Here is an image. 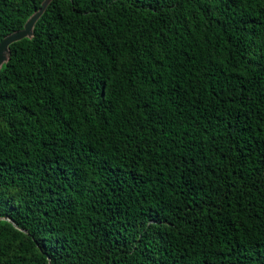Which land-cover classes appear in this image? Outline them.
<instances>
[{"label": "trees", "instance_id": "1", "mask_svg": "<svg viewBox=\"0 0 264 264\" xmlns=\"http://www.w3.org/2000/svg\"><path fill=\"white\" fill-rule=\"evenodd\" d=\"M9 51L0 264H264V0H52Z\"/></svg>", "mask_w": 264, "mask_h": 264}, {"label": "water", "instance_id": "2", "mask_svg": "<svg viewBox=\"0 0 264 264\" xmlns=\"http://www.w3.org/2000/svg\"><path fill=\"white\" fill-rule=\"evenodd\" d=\"M51 1L52 0H44L41 4V7L27 19L21 30L15 31L5 36L0 41V68L8 60L10 54V45L21 41L22 39H30L32 37L34 25L45 12L47 6L50 4Z\"/></svg>", "mask_w": 264, "mask_h": 264}]
</instances>
